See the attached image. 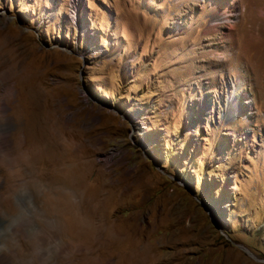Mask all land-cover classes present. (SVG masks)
I'll return each instance as SVG.
<instances>
[{"label":"rangeland","instance_id":"1","mask_svg":"<svg viewBox=\"0 0 264 264\" xmlns=\"http://www.w3.org/2000/svg\"><path fill=\"white\" fill-rule=\"evenodd\" d=\"M263 53L264 0H0V264H264Z\"/></svg>","mask_w":264,"mask_h":264},{"label":"bare ground","instance_id":"2","mask_svg":"<svg viewBox=\"0 0 264 264\" xmlns=\"http://www.w3.org/2000/svg\"><path fill=\"white\" fill-rule=\"evenodd\" d=\"M227 8L226 7H220V6H218L217 7V5H215L214 6V10H215V12L216 11H220L221 12V17L223 18V20L224 21H228V20H230V18L228 17V15H227V10H226ZM264 54V53H263ZM264 56V55H263ZM263 68H264V66H263ZM262 68V69H263Z\"/></svg>","mask_w":264,"mask_h":264},{"label":"built area","instance_id":"3","mask_svg":"<svg viewBox=\"0 0 264 264\" xmlns=\"http://www.w3.org/2000/svg\"><path fill=\"white\" fill-rule=\"evenodd\" d=\"M74 9V8H73Z\"/></svg>","mask_w":264,"mask_h":264}]
</instances>
